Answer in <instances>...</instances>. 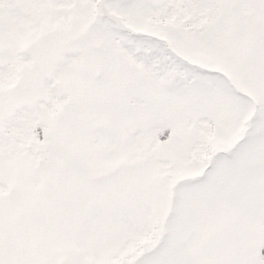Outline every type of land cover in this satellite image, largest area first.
Returning a JSON list of instances; mask_svg holds the SVG:
<instances>
[{
	"label": "snow or ice",
	"instance_id": "6c2138e0",
	"mask_svg": "<svg viewBox=\"0 0 264 264\" xmlns=\"http://www.w3.org/2000/svg\"><path fill=\"white\" fill-rule=\"evenodd\" d=\"M0 264H264V0H0Z\"/></svg>",
	"mask_w": 264,
	"mask_h": 264
}]
</instances>
